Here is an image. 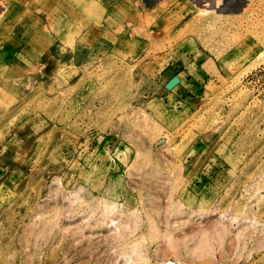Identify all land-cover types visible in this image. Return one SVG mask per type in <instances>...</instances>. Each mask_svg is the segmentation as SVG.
Segmentation results:
<instances>
[{
	"label": "rangeland",
	"instance_id": "rangeland-1",
	"mask_svg": "<svg viewBox=\"0 0 264 264\" xmlns=\"http://www.w3.org/2000/svg\"><path fill=\"white\" fill-rule=\"evenodd\" d=\"M73 1L0 0V264H264V0Z\"/></svg>",
	"mask_w": 264,
	"mask_h": 264
},
{
	"label": "crops",
	"instance_id": "crops-1",
	"mask_svg": "<svg viewBox=\"0 0 264 264\" xmlns=\"http://www.w3.org/2000/svg\"><path fill=\"white\" fill-rule=\"evenodd\" d=\"M88 2H89V4L91 3V6H92V8H90L89 10H94L93 8L95 7L94 3H96V0H93L92 2H91V0H75V2L73 1V4L75 3L74 4V7H77L76 8L77 10H88V6H87ZM173 77H175V75H173L168 81H170ZM188 77H190V76L188 75ZM188 77H187L188 84L186 86L188 88V91H187V94L188 95L187 96L191 100H196L197 97H198V95L203 90V86L201 84L202 82H200L194 76L190 77L189 79H188ZM182 82L183 81L180 78V84H179V86L182 84ZM179 86H177V87H179ZM199 90H200V92H199ZM187 96L183 97L179 93H177V96L174 95L175 99H178L180 103H184V104H187L188 105V103H190V102H187V99H188V98H186Z\"/></svg>",
	"mask_w": 264,
	"mask_h": 264
},
{
	"label": "water",
	"instance_id": "water-1",
	"mask_svg": "<svg viewBox=\"0 0 264 264\" xmlns=\"http://www.w3.org/2000/svg\"><path fill=\"white\" fill-rule=\"evenodd\" d=\"M179 84H180V78L178 76H175L165 85V88L166 90L171 91Z\"/></svg>",
	"mask_w": 264,
	"mask_h": 264
}]
</instances>
